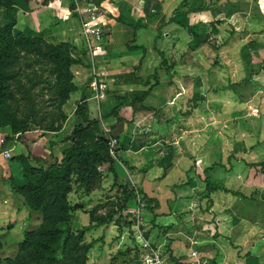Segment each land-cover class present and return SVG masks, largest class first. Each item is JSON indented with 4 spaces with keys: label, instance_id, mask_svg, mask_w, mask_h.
I'll use <instances>...</instances> for the list:
<instances>
[{
    "label": "rangeland",
    "instance_id": "374dc122",
    "mask_svg": "<svg viewBox=\"0 0 264 264\" xmlns=\"http://www.w3.org/2000/svg\"><path fill=\"white\" fill-rule=\"evenodd\" d=\"M162 1H156L154 13ZM232 1H168L170 15L188 14L178 35L185 48L168 54L167 60L180 64L186 95L192 93L190 77L200 82L199 113L188 115L189 97L179 125L194 127L197 133V175L183 180L182 172L169 166L172 174L175 171L173 180H164L156 189L161 192L150 193L161 198L159 207L152 198L147 200L140 185L120 177L123 167L114 162L115 154L112 167L100 161L89 168L83 154L79 165L74 163L66 195L69 219L60 226L67 224L76 236L87 264H264V164L248 165L234 156L251 151L253 161L264 163V16L259 15L264 4ZM209 7L215 8L217 18L189 22L190 13L204 9L207 14ZM154 13L147 9L146 16ZM6 18L0 7V25ZM10 30L16 42L1 47L5 87L0 121L5 123L0 127L12 132V124L17 130L30 127L50 134L51 125L63 119L56 109L57 77L62 84L68 76L73 81L80 62L70 55L53 58L41 42L18 39L21 29L14 19ZM102 134L110 140L109 131ZM116 146L112 143V152ZM190 161L177 166L184 169ZM60 251L59 241L52 254L60 256ZM0 264L7 263L2 259Z\"/></svg>",
    "mask_w": 264,
    "mask_h": 264
},
{
    "label": "crops",
    "instance_id": "0c3cea01",
    "mask_svg": "<svg viewBox=\"0 0 264 264\" xmlns=\"http://www.w3.org/2000/svg\"><path fill=\"white\" fill-rule=\"evenodd\" d=\"M156 1L100 0L95 5L93 0H10L11 16L21 32L38 35L49 43L68 42L69 55L80 63L73 69L74 88L61 104L65 119L59 128L45 134L37 128L28 127L17 133L0 127L1 260L11 257L23 231L34 228L40 221V212L30 209L22 195L9 185L8 181L17 186L23 184L16 155L24 153L28 146L33 153L44 156L49 152V141L58 145L77 122L74 109L81 94H84V114L88 121L95 122V133L103 135L108 128L116 135L113 154L114 162L123 167L120 177L129 185H140L157 206L162 205L161 198L150 193L161 192L156 189L164 185L162 182L173 180L175 171L172 174L169 166H176L183 180H191L193 173L197 175L199 156L194 150L198 148L197 133L194 127L183 129L179 125L183 123L181 113L183 107H188L189 97L192 105L188 115L194 118L199 113L200 82L190 77L187 82L192 93L186 95L179 75L180 64L167 60L168 54L180 53L185 48L178 35L188 13L170 15L169 0H163L156 14ZM213 1L223 5L235 3ZM256 2L264 4V0ZM89 5L97 6L96 10H89ZM147 9L154 14L146 16ZM213 9H206L207 14L204 9L190 13L189 22L217 18ZM262 11L260 16H264ZM86 12L89 14L85 15ZM116 17L134 25V29L115 20ZM96 26L98 36L94 33ZM157 30L159 36L153 39ZM210 99L208 102L212 103ZM190 159L187 164L191 165L190 170L186 171L188 166L184 169L177 166Z\"/></svg>",
    "mask_w": 264,
    "mask_h": 264
},
{
    "label": "trees",
    "instance_id": "16d2710c",
    "mask_svg": "<svg viewBox=\"0 0 264 264\" xmlns=\"http://www.w3.org/2000/svg\"><path fill=\"white\" fill-rule=\"evenodd\" d=\"M99 1L93 0L95 5H98ZM0 4L4 8V16H7L3 24L0 25L1 103L5 87L3 82L5 76L2 72L3 65L1 63L4 60L2 50L14 44L16 38H13L10 32L13 25V18L11 17L12 9L8 7V5L10 6V0H0ZM115 20L123 22L118 17ZM123 23L130 25L134 29V25L128 22ZM158 36L159 31L157 30L156 34L153 35V39ZM17 38L41 42L51 51V54H54L53 58L60 57L65 59L66 55L68 58H71L68 53L67 46L69 44L67 42L49 43L45 42L40 36L30 37L23 32H18ZM60 79L61 77L58 76L59 102L56 109L63 116V119L59 123L51 125L50 131L59 128L65 119V113L61 110V104L65 101L68 91L74 88L71 77L69 79L68 76L65 84H62ZM83 96L84 94H81L76 101L74 109L78 120L76 125L74 124L75 126L70 129L58 145L54 142H49V152L44 156L33 153L28 146L24 153L16 155L21 165L23 184L17 186L12 181H8L9 185L13 190L18 191L22 195L25 204L30 209L40 212V221L34 228L23 231L22 238L16 245L15 253L11 257L3 258L7 264H87L79 251L76 236L70 233L67 224L60 226L61 222L68 221L69 219V214L67 213L70 206L68 205L66 195L71 189L70 174L73 166L75 164L79 165L82 154L87 156L85 162L90 161L88 163L89 168L100 161H107L109 167H112L113 157L108 152L107 138L95 133V122L88 121L84 114L85 103L82 101ZM56 109L51 111V116H55ZM0 123L3 124L5 122L0 121ZM10 129L13 130L12 132L17 133L25 131V128L17 130V127L12 124H10ZM109 136L116 138V135L111 131H109ZM237 155L240 156L238 157ZM45 156L48 159L44 163ZM234 156L235 158L242 159L248 165H263L262 162L252 160L254 154L251 151H237L234 153ZM148 199L150 198L147 197ZM61 235L62 238H60ZM59 241L61 244V255L55 256L52 252L54 251V247L59 244Z\"/></svg>",
    "mask_w": 264,
    "mask_h": 264
},
{
    "label": "built area",
    "instance_id": "2783aa9c",
    "mask_svg": "<svg viewBox=\"0 0 264 264\" xmlns=\"http://www.w3.org/2000/svg\"><path fill=\"white\" fill-rule=\"evenodd\" d=\"M93 5H90V7H92ZM90 10V9H89ZM99 29H98V27L96 26L95 28H94V33L96 34V36H98L99 35ZM99 87H100V85H98ZM95 87H94V85H93V89H94ZM105 130H107V131H109L108 130V128H105ZM114 142H116V138H114V137H112L111 136V138H110V140L108 141V152H109V154H111V153H113L112 152V143H114ZM5 153V155H6V152H4ZM112 155V154H111Z\"/></svg>",
    "mask_w": 264,
    "mask_h": 264
},
{
    "label": "water",
    "instance_id": "95a60500",
    "mask_svg": "<svg viewBox=\"0 0 264 264\" xmlns=\"http://www.w3.org/2000/svg\"><path fill=\"white\" fill-rule=\"evenodd\" d=\"M88 14H89V12H86V13H85V15H88ZM105 25L107 26V24H105ZM80 121H82V120L80 119Z\"/></svg>",
    "mask_w": 264,
    "mask_h": 264
}]
</instances>
